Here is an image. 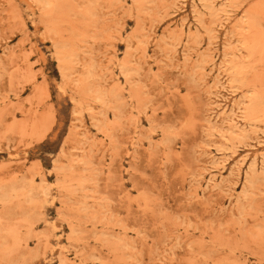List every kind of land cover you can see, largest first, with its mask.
<instances>
[{
	"label": "rangeland",
	"instance_id": "rangeland-1",
	"mask_svg": "<svg viewBox=\"0 0 264 264\" xmlns=\"http://www.w3.org/2000/svg\"><path fill=\"white\" fill-rule=\"evenodd\" d=\"M0 264H264V0H0Z\"/></svg>",
	"mask_w": 264,
	"mask_h": 264
}]
</instances>
